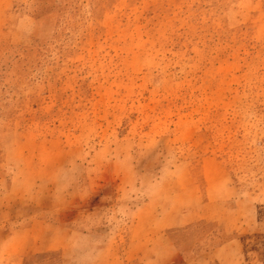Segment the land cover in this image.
Segmentation results:
<instances>
[{
    "label": "rangeland",
    "instance_id": "1",
    "mask_svg": "<svg viewBox=\"0 0 264 264\" xmlns=\"http://www.w3.org/2000/svg\"><path fill=\"white\" fill-rule=\"evenodd\" d=\"M0 264H264V0H13Z\"/></svg>",
    "mask_w": 264,
    "mask_h": 264
},
{
    "label": "crops",
    "instance_id": "2",
    "mask_svg": "<svg viewBox=\"0 0 264 264\" xmlns=\"http://www.w3.org/2000/svg\"><path fill=\"white\" fill-rule=\"evenodd\" d=\"M12 4L13 0H0V25H2L5 18L9 15Z\"/></svg>",
    "mask_w": 264,
    "mask_h": 264
}]
</instances>
